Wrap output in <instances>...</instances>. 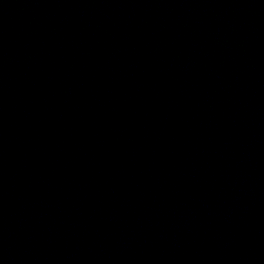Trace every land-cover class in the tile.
Returning a JSON list of instances; mask_svg holds the SVG:
<instances>
[{
    "label": "water",
    "instance_id": "1",
    "mask_svg": "<svg viewBox=\"0 0 264 264\" xmlns=\"http://www.w3.org/2000/svg\"><path fill=\"white\" fill-rule=\"evenodd\" d=\"M0 264H264V0H0Z\"/></svg>",
    "mask_w": 264,
    "mask_h": 264
}]
</instances>
